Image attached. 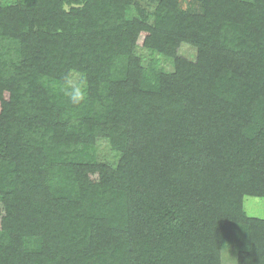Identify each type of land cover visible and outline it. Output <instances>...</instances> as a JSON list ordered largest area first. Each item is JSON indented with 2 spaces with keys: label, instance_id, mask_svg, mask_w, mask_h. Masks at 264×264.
I'll return each mask as SVG.
<instances>
[{
  "label": "trees",
  "instance_id": "16d2710c",
  "mask_svg": "<svg viewBox=\"0 0 264 264\" xmlns=\"http://www.w3.org/2000/svg\"><path fill=\"white\" fill-rule=\"evenodd\" d=\"M137 1L0 2V264H264V0Z\"/></svg>",
  "mask_w": 264,
  "mask_h": 264
},
{
  "label": "rangeland",
  "instance_id": "374dc122",
  "mask_svg": "<svg viewBox=\"0 0 264 264\" xmlns=\"http://www.w3.org/2000/svg\"><path fill=\"white\" fill-rule=\"evenodd\" d=\"M0 2L7 3L10 2V0H0ZM156 5V0H138L137 4L129 9V16L147 18V20L151 21ZM180 6L185 10L201 11L198 0H180ZM186 50L187 49L182 48L180 53L187 56ZM137 54L143 57L144 60L155 61L159 69L166 73L174 72V64L170 58H166L163 55L151 54V52L144 49H138ZM74 82L77 83V77H73V83ZM97 152L100 160L111 165L116 164L117 157L105 141L102 140L99 142ZM244 207L249 216L264 219V198L246 197ZM222 264H237V253L230 249H223Z\"/></svg>",
  "mask_w": 264,
  "mask_h": 264
},
{
  "label": "clouds",
  "instance_id": "9594fccd",
  "mask_svg": "<svg viewBox=\"0 0 264 264\" xmlns=\"http://www.w3.org/2000/svg\"><path fill=\"white\" fill-rule=\"evenodd\" d=\"M63 87L65 90V94L70 98V100L73 103H78L84 99V92H83L84 84H83V82L80 83L79 85H77L71 91H68V89L71 87L70 82H66Z\"/></svg>",
  "mask_w": 264,
  "mask_h": 264
}]
</instances>
